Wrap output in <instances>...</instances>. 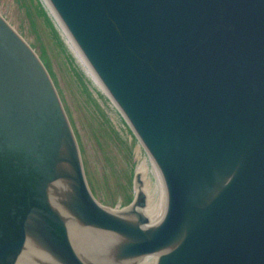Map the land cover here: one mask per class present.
I'll list each match as a JSON object with an SVG mask.
<instances>
[{
  "label": "water",
  "instance_id": "water-1",
  "mask_svg": "<svg viewBox=\"0 0 264 264\" xmlns=\"http://www.w3.org/2000/svg\"><path fill=\"white\" fill-rule=\"evenodd\" d=\"M47 1L165 196L148 215L137 171L130 205L95 197L51 74L0 13V264H264V0Z\"/></svg>",
  "mask_w": 264,
  "mask_h": 264
},
{
  "label": "rangeland",
  "instance_id": "rangeland-1",
  "mask_svg": "<svg viewBox=\"0 0 264 264\" xmlns=\"http://www.w3.org/2000/svg\"><path fill=\"white\" fill-rule=\"evenodd\" d=\"M0 13L33 46L47 66L71 121L87 181L107 207L130 205L136 195L135 175L140 163L144 187L151 184L156 206L163 197L155 164L117 104L95 80L88 64L46 0H0ZM73 43V45H72ZM103 231L73 227L75 246L86 254L103 248ZM156 256L143 257L147 260Z\"/></svg>",
  "mask_w": 264,
  "mask_h": 264
},
{
  "label": "bare ground",
  "instance_id": "bare-ground-1",
  "mask_svg": "<svg viewBox=\"0 0 264 264\" xmlns=\"http://www.w3.org/2000/svg\"><path fill=\"white\" fill-rule=\"evenodd\" d=\"M53 12L55 13V15L57 16V14H56V12H55V10H53ZM58 18V17H57ZM59 19V18H58ZM74 43V42H73ZM73 43H72V45H73ZM73 47L76 49L77 48V46L75 45V43H74V45H73ZM78 49V48H77ZM77 49H76V51H77ZM78 51H79V49H78ZM78 51H77V53H78ZM79 53H80V55L82 56V58H83V60L88 64V66H89V68H90V72L92 73V75H93V77H94V80L102 87V88H104L105 89V86L103 85V83L101 82V80L98 78V76L95 74V72H93V70L91 69V66L89 65V63L87 62V60L83 57V55L81 54V52L79 51ZM78 53V54H79ZM155 164V163H154ZM147 170H148V163H147V161L146 160H144V161H142L141 163H140V165H139V167H138V171L139 172H141L142 174H145L146 172H147ZM155 170H156V172H157V176H158V178L160 179V184H161V189H162V197H163V200H164V196H165V186H164V182H163V179H162V176H161V174H160V171H159V169H158V167H157V165L155 164ZM149 187H147V186H145V191H146V193H147V196H148V199H149V208H153V207H155L157 204H156V201H155V197H154V193L150 190L151 188H152V186H151V184L150 185H148ZM61 187H60V185H58L57 186V189H60ZM148 213V215H151L149 212H147ZM28 247H29V249H28V251H27V253H26V255H31V254H34V253H38L39 251H38V247L37 246H35V245H32V243H29L28 244ZM156 258V257H155ZM144 260H147V259H145L144 258Z\"/></svg>",
  "mask_w": 264,
  "mask_h": 264
}]
</instances>
